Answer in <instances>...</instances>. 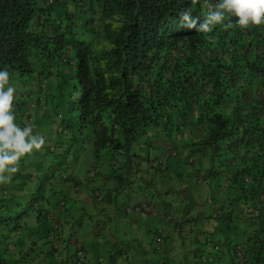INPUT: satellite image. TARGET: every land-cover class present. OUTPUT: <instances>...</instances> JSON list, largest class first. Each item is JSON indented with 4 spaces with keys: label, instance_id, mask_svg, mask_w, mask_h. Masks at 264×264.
Here are the masks:
<instances>
[{
    "label": "trees",
    "instance_id": "obj_1",
    "mask_svg": "<svg viewBox=\"0 0 264 264\" xmlns=\"http://www.w3.org/2000/svg\"><path fill=\"white\" fill-rule=\"evenodd\" d=\"M76 1L101 15L108 46L69 34L55 21L52 0H0V69L9 71L10 80L15 75L27 79L35 73L34 58H57L73 49L70 99L78 114L74 134L91 143L95 167L106 154L121 158L112 171V187L103 189L102 200L112 204L131 184L135 161L142 158L136 145L149 139L148 129L157 127L174 140L175 132L198 108L195 123L204 125L206 134L194 146L207 157L203 179L211 195L217 191L223 193L218 201L245 204L250 208L247 216L254 217L252 234L239 244L245 260L240 262L239 245L234 246V260L264 264V100H256L251 92L259 78L264 80V24L241 29L236 17H228L210 33L182 27L184 8L203 20L215 4L212 0ZM73 179L69 174L63 180ZM189 186L172 190L184 197L185 214L196 203ZM34 194L19 204V211L9 208L0 215V264L18 263L8 256L10 235L27 224L32 209H38L37 221L47 222L49 210L42 206L46 197L41 187ZM62 199L67 211L66 196L57 205ZM181 206L168 203L165 217L173 219ZM229 207L230 203L228 208L223 205L217 213V219L228 224L233 219ZM83 218L76 222L82 225Z\"/></svg>",
    "mask_w": 264,
    "mask_h": 264
},
{
    "label": "rangeland",
    "instance_id": "obj_2",
    "mask_svg": "<svg viewBox=\"0 0 264 264\" xmlns=\"http://www.w3.org/2000/svg\"><path fill=\"white\" fill-rule=\"evenodd\" d=\"M52 1L55 3V21L63 25V28L69 34L87 41L91 40L98 47L109 45L104 37L105 22L100 14L95 13L96 8L92 9L91 6H87V8L86 6L83 7L76 0ZM212 1L215 3L218 2V0ZM117 23L116 21L115 24ZM73 54V49L69 48L57 58L51 59L47 55H43L41 58L36 57L33 59L35 65V73L33 76H28L27 79H20L21 76L15 75L10 80L17 90L14 113L16 112L17 118L21 119L19 123L22 125L21 127L28 123L34 126L37 118H39L42 122L40 127L45 132V135H43L45 138L43 149L25 156L20 160V170L18 172L22 173L24 179L23 181H18L20 185L16 187L21 188L20 193H24L27 198L30 195H37L34 193L41 187V191L46 197L44 200L45 203H42L44 207L47 203V197L51 192L53 195L51 194L52 196L50 195V197L55 198L57 196V192L53 190L59 183L58 179L60 175L63 172H73L78 178L70 180L72 185L76 187L82 184L89 187L91 192H88L89 197L95 207L103 213L107 207L103 205L104 200H102L101 196L104 194L105 185H108V188L112 187L114 183L112 171L119 166L121 158H111L109 154H106L101 165L95 167V156L91 143L89 141H82L81 136L83 135L74 134L73 128L78 123V114L73 106L74 99H70L73 86ZM24 90L27 91L28 98H24ZM55 91L60 94L58 101L61 104L59 105H55L53 102L54 97H52L51 92ZM251 92L256 100H264V80L259 78ZM25 103H31L32 106L30 108L35 106L36 110L31 112L29 108L26 112H20V105H26ZM199 111L198 108L194 109L192 115L175 132L174 140L171 139L172 137L167 138L166 133L162 130L165 133V152L161 150L162 146H159V140L154 139L158 135L154 134L152 137L150 135L146 142L141 141L140 144L136 145V151L142 153V158L135 161L134 166L136 172L134 173L139 176L143 171V167H146L152 172L165 169V176L172 175L170 180L167 179L165 182V184H173V186L171 185L165 188L166 200L172 201L178 196V194H171L168 191H172L173 188L184 189L186 185H190L189 187H192L195 193L199 190V187H202V192L204 191L205 194L200 197H204L206 204L209 201V197L211 199L208 182L203 179V174L206 173L208 166L207 157L204 154L197 153L194 146V143L206 134V127L195 123ZM180 115V112L174 113V116L177 118ZM22 119L26 121V124ZM69 124L70 126L68 127ZM35 129L34 127V133H36ZM164 153V167L153 168V162L160 159ZM45 154H48L49 158L47 160L44 159ZM146 157H149V160ZM57 159L59 163L56 162ZM197 179H200L201 182L197 181ZM12 182L13 184L15 183V181ZM11 190L12 188H9V191ZM4 195L0 192V208L6 207L4 203L8 200L13 201L12 198H5ZM179 196L180 202H175V205L177 206L179 204L181 206L182 204V208L176 213L173 219L164 217L165 220L169 219L170 221L168 223L176 228L177 223L179 224V221L186 216L184 213L185 199L183 196ZM14 199H17V196ZM124 199L123 197H119L118 201L112 204V210L114 212L120 210L121 213L118 212L116 216L111 215L110 217L112 218L110 220H103L108 225L106 234L103 236L102 242L89 246V259L95 262L97 255L100 256V260H103L104 264H114L116 259L118 263L153 264V259L156 260L157 257L155 250L157 247L154 249L155 245H157L156 237L161 235V232H159L161 228L159 226L155 229V223L150 220V217H144V220L138 222V219L124 215ZM15 202H18V200H15ZM37 212V208L32 209L25 219L27 224L10 235V239H12L10 243L14 245L8 248L10 250L14 249L11 255L17 257L16 261H18V264H59L60 259H63L61 263H68L66 253H64L65 257L61 258V250L70 248L71 237L75 233L65 232L66 222L63 221L61 223L65 228L63 232L64 237H61L56 245L50 244L47 224L48 220L50 222L51 219L48 217L46 222V218H41L38 220L40 223L38 225ZM87 217V215H84V223L81 230H84L91 224L90 218ZM187 219L192 220L193 218ZM74 224L77 225L78 223L76 222ZM37 225L40 227V231H37L41 235H34ZM199 227L208 229L210 227L209 220L205 219L201 221ZM153 229L154 231H152ZM162 233L165 237V242L160 245L164 246L167 243L168 236L165 233V229H163ZM170 236L172 239L171 244L170 241L168 242V246H172L173 248L168 251V254L170 253L171 256H176L182 264H201V254L196 252L195 244L189 231L183 232L182 235L179 232H172ZM117 241L119 242L117 243ZM119 245L121 247H118ZM122 245H124V248H122ZM121 251L122 253H120Z\"/></svg>",
    "mask_w": 264,
    "mask_h": 264
},
{
    "label": "crops",
    "instance_id": "obj_3",
    "mask_svg": "<svg viewBox=\"0 0 264 264\" xmlns=\"http://www.w3.org/2000/svg\"><path fill=\"white\" fill-rule=\"evenodd\" d=\"M23 94H24V98H28L27 91L24 90ZM51 94L52 97H54V101H53L54 104L55 105L61 104L58 101L59 100L58 96L60 94L57 91L51 92ZM30 106H32L31 103H27L26 105H20L19 107V109L21 110L20 112H26L30 108ZM34 110H36L35 106L29 109V111L31 112ZM14 114L16 117V123L19 124L21 122L20 121L21 119L17 118L16 112ZM22 121L25 122L26 124V121L24 119H22ZM19 125L22 126L21 124ZM41 125H42L41 120L37 118L36 124L34 125V127L36 128L35 134H42L43 136L45 135V132L44 129L40 127ZM148 131H149V136L151 135V137L153 134L158 135V137L154 139L159 140L158 144L159 146H162L161 150L165 152V133H163L161 129L153 126H151L148 129ZM82 141H88V140L84 138L82 139ZM48 158H49L48 154H45L44 159L47 160ZM56 162L59 163L58 159L56 160ZM165 173H166L165 169L152 172L149 171L148 168L143 167V171L139 174V176L136 173L131 175L130 177L131 184L117 197V201L119 197L125 198L124 215L136 218L138 219V222H140V220H144V217L146 218L150 217V220H152V222L155 223V227H156L155 229H157L160 226L161 230L159 232H161L162 237H164L162 231L163 229H165V233L168 236L167 243L164 246L155 245L154 249L157 247V249H155L157 252V257L156 260L153 259L152 261L153 264H182L181 261L179 262L180 259L178 260L176 256H171L170 253L168 254V251L173 248L172 246H168V242L170 241L171 244L172 237L170 235L172 234V232H179L182 235L183 232L185 231H189L191 233L192 240L194 241L195 244L196 252L201 254L200 255V260L202 261L201 264H236L233 257L234 246L239 244L242 245L245 244L247 238L252 234V230L254 228L252 222L254 217L247 216L249 214L248 212L250 208L246 207V205L243 203L239 204L237 201L230 202V200L227 199H224L223 200L224 202H221V200L218 201V197L223 196V193L218 195L217 191L214 192L213 195L209 193L211 199L209 197V201L206 204L204 202V197H200L201 195L204 196L203 194H205V192L204 191L202 192V187H199V190L196 191V193L194 192V199L196 202L194 208L190 210L189 214H186L184 219L179 221L180 222L179 224L177 223L176 225L177 228H176L175 226L169 224L167 220L164 219L165 206L168 203H173V204H175V202L179 203L180 196L178 194V196L172 201L166 200L167 198H165V192H166L165 188L167 186H171V185L173 186V184L172 183L165 184L167 179L170 180V177L172 176L171 174L165 176ZM69 174H71V176H75V178H78L77 175L73 172ZM22 176L23 175L21 172H17L16 174L13 175L11 182L0 183V192L5 194L4 195L5 198L13 199V201L8 200L6 203H4L6 207H3V209H1L0 215H3L6 212H8L9 208L10 209L12 208L14 211H19L20 208L22 207L19 204L27 203L31 199L30 197L31 195L27 198L24 193H20L21 188L16 187V186L19 187L20 185L18 181H23L24 177ZM59 179H58L59 183L57 187L54 188L53 190L57 192L56 194L57 198L50 197L51 194L53 195V193L51 192L47 197L46 205H44V208L49 210V213L47 215L51 219V221L47 224L48 234H50L54 229L53 228L49 230L52 226L54 227L55 224H59V226H61V232H60L61 237L63 238L64 237L63 232L65 228L61 222L63 221L66 222L65 232L69 231L70 233H75V235L71 237L70 248L62 252L61 258L65 257L64 253H66V256H70V254H72L75 248V245L72 244V242L74 243V241H76L78 244H82L86 250L87 261H88L87 264H104L103 260H100V256L96 255L95 262L89 259V246L99 244L100 242H102L103 236L106 234V228H108L106 221L104 223L103 220H110L112 218L110 217L111 215L116 216L117 213L118 212L121 213V211L119 210L117 212H114L112 210V203H107L104 201L103 205H105L107 209L102 213L97 207H95L93 201L89 197L88 195V192H90L89 187L84 186L82 184L81 185L79 184L76 187H74L70 181L65 182L63 179H61V176L59 177ZM12 181H15V183L13 184ZM107 187L108 185H105V188ZM9 188H12V190L9 191ZM168 192L174 194V192L172 191H168ZM15 196H17V199H14ZM61 196H66L68 198L69 208L67 212L61 211L60 207L57 205V200ZM15 200H18V202L16 203ZM148 200H151L152 203L155 205V208L151 213H143L138 209H134L132 213L129 212L127 213L125 211L128 208H132L136 205H139L141 202H145ZM229 203H230L229 208L233 210V216H232L233 219L230 224L217 219L218 218L217 213L219 211V208L222 207L223 205L227 206L228 208ZM84 215H87L90 218L89 220H91V224L88 227H86L84 230H81V227L83 226L84 223V218L82 225L79 224L75 225L74 223H76V221L81 216ZM191 217L193 218L192 220L187 219V218L191 219ZM205 219L209 220L210 227L208 229L199 227L200 222ZM38 225L35 229L34 235H41V233H38V231H40V227ZM73 225L75 226L72 227ZM152 231H154V229ZM11 240L12 239H10V241ZM118 242L119 241H117V243ZM153 244H154V238H153ZM246 244L248 247L251 246L249 242ZM10 246L13 247L14 245L10 243L9 247ZM122 246H123L122 248H124V245ZM217 246L220 247L219 252H217L215 249V247ZM118 247H121V245H119ZM12 251H14V249L8 250L9 258L11 260H17V257L11 255ZM120 253H122V251ZM207 255L214 256V260L209 261L208 263H203L202 257ZM61 260L63 259H60L59 262H61ZM14 264H18V263H14ZM114 264H126V262L118 263L116 259Z\"/></svg>",
    "mask_w": 264,
    "mask_h": 264
},
{
    "label": "clouds",
    "instance_id": "obj_4",
    "mask_svg": "<svg viewBox=\"0 0 264 264\" xmlns=\"http://www.w3.org/2000/svg\"><path fill=\"white\" fill-rule=\"evenodd\" d=\"M228 17H236L235 23L246 29L264 24V0H218L209 7L203 20L194 17L190 8L180 13L182 27L200 33H210ZM228 25H225L227 27ZM16 88L10 82V73L0 69V183L11 182L25 156L43 149L45 138L34 133V126L23 127L16 123L14 103Z\"/></svg>",
    "mask_w": 264,
    "mask_h": 264
},
{
    "label": "built area",
    "instance_id": "obj_5",
    "mask_svg": "<svg viewBox=\"0 0 264 264\" xmlns=\"http://www.w3.org/2000/svg\"><path fill=\"white\" fill-rule=\"evenodd\" d=\"M163 164L165 165V156H162L160 159L155 160L153 162V168H159L160 166H163ZM164 167V166H163ZM69 174L63 172L61 174V178H68ZM66 200H61L60 201V209L64 210L66 208ZM155 205L152 203L151 200L145 201V202H141L139 205H136L132 208H128L126 210V212L128 213H132L134 209H138L139 211H142L144 213H150L154 210ZM171 217H169L170 219ZM60 226L59 224H55L54 229L52 230V232L49 234V238L51 241H53L55 243V245L57 244V242L60 240ZM162 235V234H161ZM161 235H159L158 237H156V242H157V246H160L161 243L165 242V237H162ZM74 243H76V241H74ZM75 253L72 254V259L70 264H87V255L84 252V250L82 249L81 244H76L75 245ZM215 249H217V247H215ZM237 252H238V256L240 258V262H243L245 260V254H244V249L243 247L240 245L237 247ZM203 263H208L209 261L214 260V257L212 255H207V256H203L202 257ZM69 263V262H68ZM68 263H61V264H68Z\"/></svg>",
    "mask_w": 264,
    "mask_h": 264
}]
</instances>
